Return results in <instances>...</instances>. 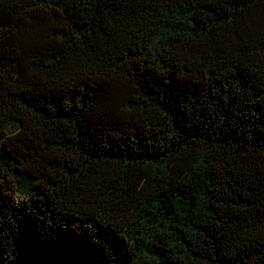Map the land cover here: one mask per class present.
<instances>
[{
  "label": "trees",
  "instance_id": "16d2710c",
  "mask_svg": "<svg viewBox=\"0 0 264 264\" xmlns=\"http://www.w3.org/2000/svg\"><path fill=\"white\" fill-rule=\"evenodd\" d=\"M0 264H264V0H0Z\"/></svg>",
  "mask_w": 264,
  "mask_h": 264
},
{
  "label": "rangeland",
  "instance_id": "374dc122",
  "mask_svg": "<svg viewBox=\"0 0 264 264\" xmlns=\"http://www.w3.org/2000/svg\"><path fill=\"white\" fill-rule=\"evenodd\" d=\"M14 128H15L14 125L8 124L5 128H3V130L5 133H8V132L12 131Z\"/></svg>",
  "mask_w": 264,
  "mask_h": 264
}]
</instances>
